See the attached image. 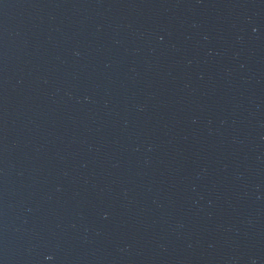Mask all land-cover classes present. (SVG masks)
Returning a JSON list of instances; mask_svg holds the SVG:
<instances>
[{"label":"water","instance_id":"water-1","mask_svg":"<svg viewBox=\"0 0 264 264\" xmlns=\"http://www.w3.org/2000/svg\"><path fill=\"white\" fill-rule=\"evenodd\" d=\"M0 264H264V0H0Z\"/></svg>","mask_w":264,"mask_h":264}]
</instances>
